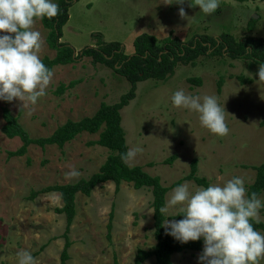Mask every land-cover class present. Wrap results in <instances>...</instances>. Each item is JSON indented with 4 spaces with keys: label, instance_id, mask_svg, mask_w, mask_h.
Returning a JSON list of instances; mask_svg holds the SVG:
<instances>
[{
    "label": "rangeland",
    "instance_id": "rangeland-1",
    "mask_svg": "<svg viewBox=\"0 0 264 264\" xmlns=\"http://www.w3.org/2000/svg\"><path fill=\"white\" fill-rule=\"evenodd\" d=\"M167 2L75 1L61 41L72 46L75 55L87 46H96L99 40L119 42L125 54L132 55L134 40L144 33L154 35L158 43L167 37L188 42L195 36L218 38L222 34L237 40L246 36L264 39L263 1L218 0L217 10L209 15L199 11L197 0H184L181 5ZM180 7L185 17L179 16ZM32 27L41 36L40 59L53 58L55 51L47 45L48 31L41 19ZM257 71V65L245 60L204 55L194 64L178 63L174 74L164 81L150 79L137 84L135 98L121 110V118L127 148L139 145L143 151L127 164L141 166L160 179L169 189L165 203L175 184L189 174L193 159L198 160L197 176L208 185H222L240 176L248 190L254 182V167L264 163V83L256 81ZM52 73L46 95L35 105L16 98L8 105L33 138L48 137L68 120L92 116L101 103L114 104L130 89L125 77L103 64H94L90 57L57 66ZM195 78L201 80L200 85L190 81ZM71 81L77 84L62 95L55 93L61 83ZM178 89L186 94L217 96L226 111L228 134L217 137L200 125L197 113L173 107L169 98ZM2 106L0 101V128ZM98 139L99 133H82L63 148L31 145L26 155L9 158L8 152L17 150L21 141L6 137L0 130V264H16L21 250L29 251L36 264H61L66 218L56 209L63 202L59 193L42 190L74 184L97 173L110 154L107 148L90 144ZM173 155L176 159L167 164ZM72 168L79 171L78 177L65 175ZM185 182L190 191L201 187L191 180ZM259 198L264 202V192ZM152 200L149 188L135 189L127 182L117 191L113 182H105L89 196L77 194L68 234V264H134L139 248L151 249L156 244ZM178 213L177 208H170L164 214L169 218ZM255 220L264 223V207ZM201 251L176 253L172 264H198ZM143 264L157 263L151 257ZM259 264H264V258Z\"/></svg>",
    "mask_w": 264,
    "mask_h": 264
},
{
    "label": "trees",
    "instance_id": "trees-1",
    "mask_svg": "<svg viewBox=\"0 0 264 264\" xmlns=\"http://www.w3.org/2000/svg\"><path fill=\"white\" fill-rule=\"evenodd\" d=\"M78 0H57L58 14L52 18L41 19L42 26L48 31L46 42L50 49L55 51L53 58L43 57L41 60L46 67L52 71L57 66L74 63L81 57H90L94 64L100 63L112 68L114 71L126 78L130 83L129 91L120 97L114 104L101 103L98 110L90 117L80 120H68L57 127L48 137L33 138L20 124L18 116H14L9 109V102L3 101L1 117L3 125L1 132L8 138H18L21 146L8 152V157H22L27 154L31 145L41 148L46 146H57L63 148L66 143L75 139L82 133H99V139L90 144H98L110 151L105 163L99 171L88 179H81L74 184L48 186L42 192H57L60 194L63 206L56 209L57 213L64 214L66 228L63 234L65 245L61 253V264H68V250L71 246L69 241L70 225L75 217V199L77 194L89 196L92 190L105 182H113L116 191L123 182L133 185L135 189L149 188L152 192V209L154 220L153 236L156 244L151 249L137 250L134 264H143L147 259L154 257L157 264H172V256L176 253L187 251H199L202 248V240L188 241L181 244L165 233L163 222L167 219H181L178 213L173 217H167L160 213L159 209L165 204L168 188L163 187L158 177L150 176L141 166L130 167L121 161L120 155L128 148L126 145L125 132L122 127L121 110L135 98L137 84L146 80L164 81L174 74L178 63L194 64L204 55H227L233 60H245L252 65L264 61V39L255 36H246L237 40L232 35L222 34L215 38L208 35L195 36L188 42H183L177 37H167L161 43L152 34H141L134 40V52L132 55L125 54L123 46L119 42L98 41L96 46H87L75 55V49L61 41L63 27L69 20V8ZM263 1L264 0H260ZM242 82L250 81L240 78ZM190 81L200 85L199 78ZM77 81L68 84L61 83L56 89L57 95L74 87ZM222 81H219L218 91H221ZM176 155L166 160L171 164ZM256 178L248 187L247 193L255 192L258 197L264 192V163L254 167ZM198 160L191 162L190 172L175 185L183 181L191 180L196 184L206 187L207 181L197 176ZM254 229L264 231V223L252 221ZM112 229L111 218L108 224V237ZM1 239V237H0ZM1 246V245H0Z\"/></svg>",
    "mask_w": 264,
    "mask_h": 264
},
{
    "label": "clouds",
    "instance_id": "clouds-1",
    "mask_svg": "<svg viewBox=\"0 0 264 264\" xmlns=\"http://www.w3.org/2000/svg\"><path fill=\"white\" fill-rule=\"evenodd\" d=\"M181 5L184 0H169L166 4ZM199 11L206 15L214 13L218 0H197ZM54 0H0V101L11 102L14 98L35 105L46 95L53 76L45 66L38 51L41 36L33 30L36 20L52 18L58 14ZM180 17H185L182 7ZM257 82L264 83V61L259 62ZM173 107L184 108L198 115L200 125L217 137L228 134L225 109L215 95L198 96L186 94L183 89L172 92ZM143 151L139 145L121 153V161L127 163ZM78 177L72 168L65 173ZM245 180L233 176L222 185L209 184L189 190L187 182L177 185L160 213L177 208L179 220H165V233L181 244L202 240L198 264H259L264 258V234L254 229L252 221L264 202L255 192L246 194ZM16 264H36L27 250L17 253Z\"/></svg>",
    "mask_w": 264,
    "mask_h": 264
}]
</instances>
